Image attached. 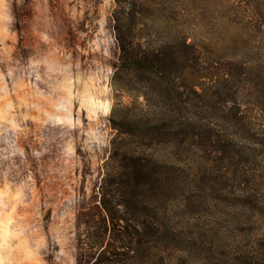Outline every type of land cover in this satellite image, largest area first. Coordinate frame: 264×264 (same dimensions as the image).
Returning a JSON list of instances; mask_svg holds the SVG:
<instances>
[{"label": "rangeland", "instance_id": "rangeland-1", "mask_svg": "<svg viewBox=\"0 0 264 264\" xmlns=\"http://www.w3.org/2000/svg\"><path fill=\"white\" fill-rule=\"evenodd\" d=\"M141 2L143 35L180 32L211 69L229 60L248 67L240 102L248 122L263 131L264 0ZM116 6L0 0V264H105L102 246H115L116 264H239L234 253L264 239V216L237 196V206L227 207L202 189L210 204L201 221L183 216L180 202L162 199L169 222L191 237L168 248L164 262L127 259L124 229L115 231L101 208L106 179L120 172L111 160L110 118L133 100L114 80ZM258 168L253 185L264 180V161ZM190 182L196 194L201 183Z\"/></svg>", "mask_w": 264, "mask_h": 264}, {"label": "trees", "instance_id": "trees-1", "mask_svg": "<svg viewBox=\"0 0 264 264\" xmlns=\"http://www.w3.org/2000/svg\"><path fill=\"white\" fill-rule=\"evenodd\" d=\"M141 4L117 0L112 15L120 49L114 80L133 100L121 111L114 109L110 118L116 131L111 160L120 172L106 179L101 208L115 231L124 229L127 259L164 262L168 248L185 246L191 237L190 229L185 233L169 222L162 199L180 202L183 216L193 214L190 219L201 221L210 204L204 189L227 207L237 196L264 216V180L252 183L264 161V130L250 124L242 110L248 67L229 60L211 69L197 44L180 32L169 38L143 35ZM196 161L201 165L194 170ZM192 178L201 183L196 194L190 192ZM114 247L100 248L105 264H116ZM240 251L234 253L239 264H264V239Z\"/></svg>", "mask_w": 264, "mask_h": 264}]
</instances>
